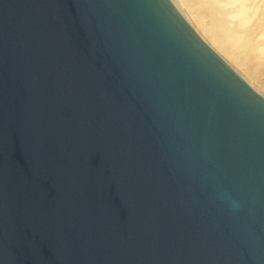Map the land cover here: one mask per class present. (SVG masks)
<instances>
[{"label":"water","instance_id":"1","mask_svg":"<svg viewBox=\"0 0 264 264\" xmlns=\"http://www.w3.org/2000/svg\"><path fill=\"white\" fill-rule=\"evenodd\" d=\"M0 264H264V97L170 0H0Z\"/></svg>","mask_w":264,"mask_h":264},{"label":"bare ground","instance_id":"2","mask_svg":"<svg viewBox=\"0 0 264 264\" xmlns=\"http://www.w3.org/2000/svg\"><path fill=\"white\" fill-rule=\"evenodd\" d=\"M245 1L249 0H196L190 13H198V19L193 15L192 18L196 26H201V32L190 26L221 58L223 54L242 64L244 72L254 78L255 85L264 89V50L261 51L264 39L258 40L261 36L258 33L264 30V0H251L252 7ZM206 3L210 7H206ZM260 7L262 10L256 15ZM204 14L210 17L208 21L203 20Z\"/></svg>","mask_w":264,"mask_h":264},{"label":"rangeland","instance_id":"3","mask_svg":"<svg viewBox=\"0 0 264 264\" xmlns=\"http://www.w3.org/2000/svg\"><path fill=\"white\" fill-rule=\"evenodd\" d=\"M173 4H174V6L176 7V9L179 11V12H181L183 15H184V18L187 20V22H190L189 24H191V26H193L194 28H195V30L197 31V32H201V26H196V24H195V21L193 20V18H192V15L193 16H196L197 17V19H198V13L197 12H195V11H193V12H195V13H190V9H191V5H193L194 3H196V0H170ZM246 3L245 4H249L250 3V6L252 5L251 4V0H249V1H245ZM263 2V1H262ZM206 5V7H210V5L208 4V3H206L205 4ZM246 5V6H247ZM249 6V7H250ZM248 7V6H247ZM252 7V6H251ZM261 8V9H260ZM259 9L260 10H258L257 9V14L256 15H258L259 14V12L262 10V7H260ZM208 10V9H207ZM207 15L208 14H204V16L205 17H207ZM211 16V15H210ZM205 17H203V20H205V21H208L209 19H210V17L208 18H205ZM210 21H212V17H211V20ZM261 35L260 36V38L258 37V40L260 39V41H261V39H264L263 38V36H264V30H263V32H261V33H258V35ZM263 34V35H262ZM262 37V38H261ZM259 41V42H260ZM264 42V41H263ZM262 50H264V48L262 49L261 48V51ZM262 52H264V51H262ZM222 55V59H226L225 61L230 65V67H235V68H233V69H235L236 70V72L240 75V76H242V78H245L244 80H246V82L249 84L250 83V85L253 87V88H255V90H256V88H257V92L259 93V94H261L263 97H264V89H260V87L256 84L255 85V80H254V78L252 77V76H249V75H247L245 72H244V69H243V67H242V64H239V63H236L235 61H233V60H231L229 57H226V56H223V54H221ZM224 57V58H223ZM241 67V68H240ZM241 74H240V73ZM259 87V88H258Z\"/></svg>","mask_w":264,"mask_h":264}]
</instances>
